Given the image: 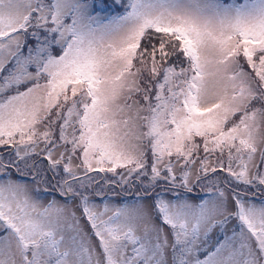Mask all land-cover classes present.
Returning <instances> with one entry per match:
<instances>
[{
    "label": "snow or ice",
    "instance_id": "1",
    "mask_svg": "<svg viewBox=\"0 0 264 264\" xmlns=\"http://www.w3.org/2000/svg\"><path fill=\"white\" fill-rule=\"evenodd\" d=\"M0 264H264V0H0Z\"/></svg>",
    "mask_w": 264,
    "mask_h": 264
}]
</instances>
